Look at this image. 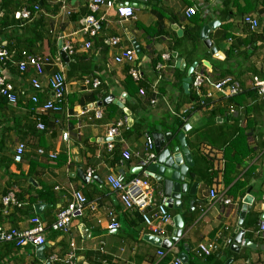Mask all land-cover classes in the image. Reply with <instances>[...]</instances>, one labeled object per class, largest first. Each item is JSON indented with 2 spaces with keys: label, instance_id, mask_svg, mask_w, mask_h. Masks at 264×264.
Instances as JSON below:
<instances>
[{
  "label": "crops",
  "instance_id": "0c3cea01",
  "mask_svg": "<svg viewBox=\"0 0 264 264\" xmlns=\"http://www.w3.org/2000/svg\"><path fill=\"white\" fill-rule=\"evenodd\" d=\"M90 2L47 0L46 7L33 20L24 21L16 26L17 29H14L15 24H8L2 32L1 44L7 46L10 43L18 51L28 50L36 36L32 25L36 27L42 16L47 28L42 30V39L36 42L34 54L55 57L62 38L70 42L76 52L70 60L61 59L60 64L52 60L45 66L46 78L62 70L67 77L64 113H44L30 102L33 70L23 75L13 67L5 71L20 99L16 106L5 101L0 104V224L26 229L33 215L38 214L50 226L57 213L71 201L73 190L83 191L91 203L98 204V211L87 209L82 217L74 219L71 235L48 230L47 245L41 250L32 246L19 250L10 245L0 246V264H45L53 256L62 258L71 241L76 246L77 264H174L183 253L189 256V264H264V232L261 231L264 217V104L253 90L255 80L264 79V0L130 1V4H137L136 19L121 23L115 11L108 12L105 30L94 41L92 49L86 50L82 46L88 38L80 32L79 22L85 17ZM61 5L73 11L71 18L66 16ZM190 7L197 12L188 18L186 13ZM245 16L258 19V28L251 32L243 23ZM20 17L17 13L21 20ZM211 24L215 26L208 38L216 48V54L207 56L208 49L201 35L203 27ZM26 25L30 27L28 31ZM108 36L121 37L123 47L135 49L143 75L140 88L143 87L147 95L151 91L150 100L158 99L156 106L138 105L137 101L144 102L145 98L140 94L133 98L126 89L130 67L115 63L119 50L109 46ZM163 55H170V60L165 61ZM174 55L185 61L184 69L178 68L179 61ZM156 63L166 66L159 81ZM192 67L209 75L214 82L224 79L238 82L243 87L242 94L244 91L253 94L245 92L233 99L217 94L211 107L198 109L199 104L192 98L191 84L188 89L184 87ZM88 77L101 80L98 91L87 90L84 81ZM44 86L41 103L54 100L46 79ZM95 97L98 98L96 102L93 101ZM114 100L124 108L114 104ZM98 102L106 104L88 108ZM110 104L117 105L122 111H130L132 122L143 121L141 115L145 114L146 131H151V136L172 132L170 150L181 147L179 137L185 136L184 151L191 154V158L186 157L192 164L189 169L191 182L183 196L182 208H169L174 219L182 218L184 228L180 244L168 250L148 241V229L142 219L137 213L128 212L118 194L106 183L107 176L112 173L139 174V160L133 157L124 161L122 153L125 150L142 151L147 135L145 131L142 137L129 136L127 129L131 126H128L121 131L115 151L109 153L105 145L108 128L114 121L122 119L124 112L115 119L108 118ZM233 107L236 114L230 113ZM97 110L103 113V119H93ZM67 113L71 116L68 142L63 139V133L68 129ZM177 120L189 125L185 133L182 126L176 130L167 129ZM38 123L46 129L39 130ZM151 123L157 126L155 131L149 127ZM20 143L27 146V152L23 162L18 164L14 155ZM39 149L45 154L39 155ZM50 153H58L57 160H51ZM62 155L66 156L67 164L62 165ZM181 155L183 159L184 155ZM89 169L95 172L94 180L85 184L81 176ZM151 184L157 193H164L162 182L153 177ZM194 185L195 197L189 192ZM212 191L230 199L231 204L212 199ZM8 193H14L24 203L23 208L11 207L4 211L2 198ZM247 197L253 198L252 206L246 212L241 230L250 246L237 252L228 243L234 240ZM194 198L197 201L191 208ZM109 209L116 213L121 225L116 233L108 228ZM175 229L173 223L164 238H173ZM210 243L218 245L210 255L197 253L200 245ZM159 250H164L167 256L159 258Z\"/></svg>",
  "mask_w": 264,
  "mask_h": 264
},
{
  "label": "built area",
  "instance_id": "2783aa9c",
  "mask_svg": "<svg viewBox=\"0 0 264 264\" xmlns=\"http://www.w3.org/2000/svg\"><path fill=\"white\" fill-rule=\"evenodd\" d=\"M24 1L30 3L34 0ZM124 3H126L125 0H91L88 5L90 14L81 18L79 22L80 32L88 38L82 46L84 49L91 50L94 41L105 30L104 24L107 22L106 16L108 12L112 10L115 11L120 18L121 23L136 19L137 4H129L128 6H125ZM63 9L65 10L64 12L66 16L69 17L72 14V11L69 8L67 9L65 5ZM196 12L197 10L195 8L190 7L186 13L187 17H193ZM20 16L23 20L29 21L34 17L30 10L26 8L22 10ZM243 20L245 24L251 27L252 31L259 26L258 19L253 16H245ZM106 42L109 46L119 50L114 58L115 63L129 65L130 70L128 76H130L136 83L141 82L143 75L135 49L123 47L121 45L122 38L118 36H108L106 37ZM4 47H0V99H4L9 105L13 106H16L20 99L15 86L6 76L5 71L9 68V64L7 65L9 62V66L15 68L21 75L27 73L30 69L34 71V76L30 80L32 92L29 100L38 107L39 111L44 113L49 111L64 113L66 110V96L68 95L67 77L64 70H62L46 78L45 66L52 60L56 64H60L62 62L61 59L64 58L70 60L76 52L74 46L62 38L61 48L59 49L60 51L55 57L51 58L40 54H33L25 49L16 52L10 51ZM163 59L169 61L170 55H163ZM165 68L166 66L163 63L157 65V81L162 79L161 74ZM191 77L192 90L199 99V103L204 106L207 102H210L208 106L211 107L216 100L217 94L223 95L226 99H233L243 93V87L238 82L231 79L214 82L209 75L196 71V68H194ZM44 79L47 80V88L52 93L54 100H48L46 103H41L40 95L43 94L46 89V86H44ZM84 84L89 92H95L100 89L101 80L98 77H88L85 79ZM253 90L257 99L264 104V79L255 80L253 83ZM139 94L146 99L147 94L145 89L142 88ZM157 102L158 99L151 100L150 106H156ZM230 113L236 114L237 111L233 107L230 109ZM93 116V119L95 120L103 119V113L100 110H97ZM65 118L68 129L63 133V139L68 142L70 139L69 124L71 116L67 113ZM129 125L130 121L127 116L124 119L115 121L108 128L105 145L106 150L109 153L114 151L116 144L118 143V138L121 136V131ZM37 127L42 131L46 129L41 123H38ZM26 152L27 146L24 143L18 144L14 155L15 163H22ZM38 154L44 155L45 151L39 149ZM49 157L51 160L55 161L58 158V153H50ZM133 157L137 158L140 163V173L137 176H127L125 173H112L107 176L106 183L112 191L118 194L120 202L128 212L140 215V218L148 229V235L146 237L166 239L164 237L168 234V227L175 222L174 217L170 214L165 194L157 193V189L151 184L154 174L149 168L157 163L155 142L151 135H146L145 145L142 151L140 150L131 153L130 151L125 150L122 153V159L124 161H129ZM94 175L95 172L92 169H89L87 173L84 174L90 182L94 180ZM211 198L216 201H221L224 204H231L232 202L230 199L218 196L215 191L211 192ZM2 204L6 208L10 206L23 208L24 206V203L19 201L14 193H9L7 196L3 197ZM87 209L91 212H97L98 204L96 202L91 203L83 191L73 190L71 193V201L66 207L62 208L57 213L54 222L50 226L46 225L38 214H35L30 219V225L26 229L5 227L0 224V244L14 243L17 247L22 249L32 246L41 250L47 245L46 233L48 230L60 235H71L74 219L82 217ZM108 217L110 219L108 227L110 232H118L121 225L116 213L112 209L108 210ZM261 231L264 232V220L261 223ZM217 248L218 245L214 243L202 244L199 246L197 253L202 256H207ZM157 254L159 258H165L167 256V253L164 250H159ZM58 261L63 264H77L76 246L73 241L70 242V248L62 258L53 256L46 260L45 264H53ZM174 264H183V262L180 259H177Z\"/></svg>",
  "mask_w": 264,
  "mask_h": 264
},
{
  "label": "water",
  "instance_id": "95a60500",
  "mask_svg": "<svg viewBox=\"0 0 264 264\" xmlns=\"http://www.w3.org/2000/svg\"><path fill=\"white\" fill-rule=\"evenodd\" d=\"M129 1H146V0H128L126 3H124L125 6H128L130 4ZM214 24L204 26L202 30L201 39L204 41V44L206 45L208 52L207 56L215 55L216 54V48L213 46L212 42L208 38V34L211 29L214 28ZM180 35V33H179ZM179 61L178 68L185 67V61L178 55H174ZM194 68L192 67L189 69V76L185 79L184 87L185 89H188L190 87V83L192 82V73L194 72ZM103 104H106V102H98L95 105H91L88 107L89 109H93V107H100ZM114 104H118L119 107L123 108V105L118 103V101L114 100ZM124 113L126 116L129 117L130 125L132 126V114L128 110H124ZM189 126V125H187ZM187 126H185L184 133L187 131ZM187 127V128H186ZM161 130V128H160ZM152 138L155 142V152L158 155L157 163L151 167V172L154 174V180L158 182L163 183V191L165 193V197L167 198L168 207L169 208H175L180 209L183 206V196L186 194L188 190L189 183L191 182V179L189 177V169L192 166V164L189 162V160H186V157L191 158V154L188 150L184 151L185 149V136L180 135L179 140L181 141V147H174L173 150H170L169 146L173 141V133H153ZM184 155V158L182 159V155ZM140 173V172H139ZM81 179L83 183L89 184L90 180H88L87 177L83 175L81 176ZM194 185L189 192L192 196L195 197V194L193 192ZM252 197H247L245 199V205L243 206V214L241 217V221L239 222L237 228L235 229V237L234 240H230L228 243V246L233 251L239 252L241 248L248 246V242L244 240L245 232L241 230L242 222L244 220V217L246 215V212L250 210L252 206ZM197 201L196 198L193 199L191 202V208H193V203ZM250 205V206H248ZM40 213V212H39ZM262 220H264V217H262ZM175 222V231L173 232V238L171 239H161V238H154V237H147L148 241L158 247H163L165 249H170L172 246L176 244H180L181 237H182V231L184 228V223L182 221V218L180 216H177L174 219ZM233 241L231 244L230 242ZM250 246V245H249ZM179 259L183 262V264H189L190 258L187 254L183 253L179 256Z\"/></svg>",
  "mask_w": 264,
  "mask_h": 264
},
{
  "label": "trees",
  "instance_id": "16d2710c",
  "mask_svg": "<svg viewBox=\"0 0 264 264\" xmlns=\"http://www.w3.org/2000/svg\"><path fill=\"white\" fill-rule=\"evenodd\" d=\"M46 1L47 0H34V1H31L30 3H26L24 0H0V40L3 39L4 35H2L3 34L2 32H3V30L6 27H8L7 26L8 24L9 25H14L15 24L14 29H17L18 27H16V26H20V25H22V23L29 22V20H23L21 17H20L21 20L19 18H17V13H21L22 10L26 8V9H29L30 10V12L32 13V16H34L33 18H35L42 11V9L46 7ZM61 7L63 8L64 5L63 6L61 5ZM73 14L74 13L72 11V14L69 16V18H71L73 16ZM89 14H90V11L88 9V11L85 13L84 16H87ZM243 23H244V20H243ZM36 24H37L36 27L34 25H32L34 27L33 30H35L34 33L36 34V36L33 37L32 41L29 44L30 45V48L28 49V51L31 52V53H33V54L35 52L34 51V47L36 46V42H38V40H41L42 39V34H43L42 30H44L45 28H47L46 27L47 26V23H45V18H43L42 16H40L39 21H37ZM245 25L252 32L251 27L248 26L247 24H245ZM25 27L27 29L26 31H28L29 28H30L29 25H26ZM23 31H25V29H23ZM15 33L17 34L18 33V30H16ZM0 47H4V45L1 44V42H0ZM5 47L8 50H10V51H16V52L22 51V50L18 51L17 48L16 47H13L10 43H8L7 46H5ZM8 64L10 65L9 62L7 63V65ZM9 65H8V67H10ZM156 65H157V63L155 64V66ZM142 81H143V77H142L141 82ZM141 82H139V83L134 82L130 76L128 77V80L125 82L126 89L132 94V97L133 98H135L139 94L140 90L143 88V87L140 88V86L142 85ZM245 92L248 95L249 94H253V92H251V91H244V94H240V95H245ZM152 96L153 95H152L151 91H149V93L146 96V99L144 100V102H141V101L138 100L137 101V104L138 105H143V106H144V104L150 105V101H151L150 99H152ZM192 98L196 101V104L197 105L199 104L197 106L198 109H200V108H208L209 107L208 105L210 104V102H207L205 106L204 105H201L199 103V99L194 94V91L192 92ZM97 100H98V98L95 97L93 101L96 102ZM4 101H5L4 99H0V104L3 103ZM107 109H108V114L107 115H108V118H110V119H115L120 114V112L121 113L123 112L122 110H120V108L117 105H113V104H110L107 107ZM122 114H123V118L122 119H124V118L127 117L124 112ZM143 121L142 120H137V121L133 122L132 126L127 129V131L129 132V136H133V135H137V137H142L143 136L144 132L148 128L147 125H144ZM180 126L184 127L185 125L182 122L179 123V121L177 120V123L175 125H173V126H170L169 125V126H167V129H169V130H176ZM156 128H157V126L156 125H153V127L151 129H152V131H155ZM150 132L149 131H146L145 134L150 135ZM114 151H115V149H114ZM0 152H2V148H0ZM118 156L121 157V155H118ZM61 161H62L61 162L62 165L63 164H67V158H66L65 155H62ZM7 195H5V196H7ZM2 206H3V210L4 211H7L11 207H14V208H17V209H21V208H18L16 206H10V207H7V208L3 204H2ZM137 215L140 217L139 214H137ZM5 245H10V247L12 249L14 247L17 250L22 249V248L17 247L14 243L0 244V246H5Z\"/></svg>",
  "mask_w": 264,
  "mask_h": 264
},
{
  "label": "rangeland",
  "instance_id": "374dc122",
  "mask_svg": "<svg viewBox=\"0 0 264 264\" xmlns=\"http://www.w3.org/2000/svg\"><path fill=\"white\" fill-rule=\"evenodd\" d=\"M148 117H150V116L148 115ZM141 118H144L143 123H144V125H146L147 124V121H146L147 120V116L145 114H143V115H141ZM149 127L152 128L153 127V124L151 123L149 125Z\"/></svg>",
  "mask_w": 264,
  "mask_h": 264
},
{
  "label": "clouds",
  "instance_id": "9594fccd",
  "mask_svg": "<svg viewBox=\"0 0 264 264\" xmlns=\"http://www.w3.org/2000/svg\"><path fill=\"white\" fill-rule=\"evenodd\" d=\"M134 2H137V1H134ZM191 84V83H190ZM193 91V90H192ZM34 216V215H33ZM40 216V215H39Z\"/></svg>",
  "mask_w": 264,
  "mask_h": 264
}]
</instances>
